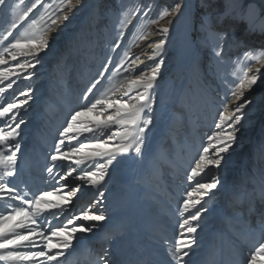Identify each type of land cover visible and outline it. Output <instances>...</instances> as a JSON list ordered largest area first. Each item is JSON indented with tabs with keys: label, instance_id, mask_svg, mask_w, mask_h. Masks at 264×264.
Returning a JSON list of instances; mask_svg holds the SVG:
<instances>
[{
	"label": "bare ground",
	"instance_id": "obj_1",
	"mask_svg": "<svg viewBox=\"0 0 264 264\" xmlns=\"http://www.w3.org/2000/svg\"><path fill=\"white\" fill-rule=\"evenodd\" d=\"M33 2L35 0H8L7 5L0 8V22L4 16L14 14L13 4L22 12ZM137 2L145 8L151 5V18L154 19L163 9L170 10L181 0H82L59 31L49 33L50 47L41 56L34 77L21 79L12 89L0 93V105H4L15 102L27 88L34 89L32 100L19 115L26 123L17 141L22 145L17 174L11 178V184L22 194L31 198L41 191L52 193L46 199H58L63 195L56 192L60 185L53 184L46 171L48 158L70 114L88 107L103 87L104 91L110 89L102 81L89 100L84 101L83 93L98 76V64L107 63L109 55L119 62L122 57L118 56L126 49L143 57L151 47L138 40L143 27L142 21L135 19L127 30L124 46L117 53L111 52L123 18L122 10ZM61 3L62 0H42L29 20L34 18L41 27L50 24L51 19L65 14L59 11ZM183 4L164 53L166 62L156 88L154 120L147 132L143 157H121L110 169L101 189L105 199L99 205L108 216L107 222L97 225L93 233L80 235L60 264H98V256L105 249H111L113 259L122 264L117 256L129 252L138 255L141 251L138 242L146 249L141 253L149 258L150 264L170 262L169 252L180 238L179 224L186 218L179 206L186 192L195 186L194 182L187 181V174L195 167L204 147H210L209 155L214 151L207 136L217 131L219 112L233 99L229 89L235 87L232 83L234 65L255 67L254 60L245 65V52L264 44V0H183ZM202 21L217 32L227 33L221 57L213 51L220 45L194 42L193 38L200 34ZM24 23L7 41L4 39L6 32L0 29V52L12 39L19 37ZM160 23L165 24L167 20ZM242 37L244 46L239 43ZM202 51L205 56L200 55ZM18 62L24 63L23 60ZM150 66L145 64L141 70ZM169 79L171 84L166 85ZM216 80L221 84H214ZM6 84L0 87L6 88ZM226 94L228 99L222 100ZM250 98L255 102L243 112L235 145L225 154L222 166L218 171L207 170L198 178L199 182H207L215 175L220 184L206 198L204 207L208 210L199 221L197 244L188 257V264H247L264 243V79L251 91L246 90L236 104ZM227 110L234 111V106L229 104ZM4 126L0 123V127ZM180 129L184 134L181 138ZM59 171L63 175L68 168L64 166ZM166 176H170L169 182ZM68 183L75 187L77 182L73 179ZM85 188L92 193L88 191L81 200L78 192L61 220H45L44 223H58L63 227L68 219L79 214L80 203H86L83 211L88 210L92 201L98 199V192L89 186ZM15 203L0 200V212ZM89 243L98 250L88 251L85 247ZM257 256L256 264H264L259 254ZM136 262L148 264L144 260Z\"/></svg>",
	"mask_w": 264,
	"mask_h": 264
},
{
	"label": "snow or ice",
	"instance_id": "obj_2",
	"mask_svg": "<svg viewBox=\"0 0 264 264\" xmlns=\"http://www.w3.org/2000/svg\"><path fill=\"white\" fill-rule=\"evenodd\" d=\"M7 3L8 0H0V8ZM41 3L42 0H35L30 7H26L18 15L7 29L5 41L14 36L22 22H26ZM81 3L82 0H74V2L62 0L59 11L65 13L64 15H58L56 19H51L50 24H44L43 27L39 26L36 20H32L30 35L12 39V42L3 48L0 52V84L4 82L7 84L6 88L0 87V93L12 89L21 79L28 80L34 77L41 56L50 47L49 33L59 31L63 23L69 20L70 13L77 10ZM183 7L181 0L171 10L163 9L154 19L151 18V5L145 8L137 2L122 10L123 18L120 19L118 36L112 44L111 52L117 53L124 46L127 30L135 19L142 21L143 27L138 40L151 44V47L143 57L134 55L130 49H126L119 62L109 55L108 62L102 64V70L83 93L84 101L89 100L94 89L101 85L110 71L117 72L121 78L110 89L95 98L88 107L72 112L66 126L58 132V139L54 142V150L46 166L52 183L60 185L56 192L63 193L58 199H46L52 195L47 191H41L38 195L33 194L29 198L11 184V178L17 174L18 154L22 148L17 141L20 137V129L25 123L24 120L19 119V115L32 100L34 89L29 87L20 93L15 102L0 105V123L5 124L4 127H0V167H2L0 200L16 202L0 212V262L60 264L74 248L75 241L80 235L92 233L97 225L107 222L108 216L102 208H99L105 199V193L101 189L110 169L121 157L130 155L143 157L147 132L150 131V125L154 120L152 113L157 103L156 88L166 62L164 53L171 37L172 27ZM165 19L167 23L161 24L160 21ZM57 20L60 21L59 24ZM199 32V36L193 38L194 42L202 45H220L221 47H214L213 51L217 57H221L222 45L227 33L217 32L205 21L201 22ZM239 43L244 46L243 37ZM20 60L24 63L18 62ZM253 60L256 63L255 67L249 68L238 63L234 65L236 70L232 72L234 77L232 83L235 87L229 89L233 99L228 100L225 110L219 112V120L215 125L217 131L207 136V141L214 151L209 155L210 147H204L196 160L195 167L187 174V181L190 184L194 182L195 186L186 192L179 206L182 215H186V218H182L179 224L180 238L177 239L174 250L169 252V264L173 261L175 264H188V257L197 244L199 221L208 210L204 207L206 198L213 190L218 189L220 184L219 178L215 175L207 182H199L198 178L206 174L207 170L218 171L225 154L235 145L243 112L255 102V99H245L238 105L236 101L245 96L246 90L251 91L264 79V71H262L264 44L249 48L245 52V65ZM12 62L16 63L8 67ZM145 64H150V68L141 70ZM137 72L139 74H136ZM221 99L227 100V94ZM229 104L234 106V111L227 110ZM64 166H67L68 171L61 175L59 169ZM73 179L77 182L75 187L68 183ZM84 186L95 188L98 192V199L92 201L88 210L73 215L63 227L58 223H44L45 220H61L68 213L73 198ZM257 254L259 259L264 260V243L260 244L247 264H256ZM98 264H117L111 249L103 250V254L98 256Z\"/></svg>",
	"mask_w": 264,
	"mask_h": 264
},
{
	"label": "rangeland",
	"instance_id": "obj_3",
	"mask_svg": "<svg viewBox=\"0 0 264 264\" xmlns=\"http://www.w3.org/2000/svg\"><path fill=\"white\" fill-rule=\"evenodd\" d=\"M13 8H15L14 9V14L13 15H9V16H4V18H2V21L0 22V29H3V31H4V33L6 32L5 30L7 29V27H8V25H9V21H11V19H13V20H15L17 17H18V15L21 13L20 11H17V10H19L18 9V7L15 5V4H13ZM170 10H171V7H170ZM12 16V17H11ZM32 20H34V18L33 19H31V20H29V19H26V22L24 23V28L21 30V32H19V34H18V38H21V37H23L24 35H30L31 34V32H32V29H31V27H30V25L32 24ZM15 38H17V36L15 37ZM110 46V45H109ZM106 47V49L108 50V48H110V47ZM205 51H202V52H200V55L201 56H205V54H203ZM122 55H123V53H121L118 57H122ZM105 58V57H104ZM199 60L200 61H198V63L200 64V62L202 63V60L199 58ZM103 63H105L104 61L103 62H101L100 64H98V67H97V72H99V71H101L102 70V64ZM200 66V65H199ZM204 66V65H203ZM114 68V67H113ZM99 74V73H98ZM109 77H111V78H109ZM208 76L207 75H205V78H207ZM119 78H120V76H119V74L117 73V72H115V71H110L107 75H106V77H105V79L103 80V82L106 84V87L108 88H111L112 86H113V84L117 81V80H119ZM169 82L166 84V85H168V84H171L170 82H171V79H169L168 80ZM214 84H216V85H220L221 83H220V81H218V80H216V81H214L213 82ZM21 88H22V86H21ZM104 90H105V88L103 87L102 88V91L104 92ZM102 91H100L98 94L99 95H101L103 92ZM262 101H264V99H262ZM243 103V102H242ZM84 106V105H83ZM200 113H204V111H201ZM20 119H22V120H24L23 118H20ZM25 121V123H26V119L24 120ZM213 127H214V124H213ZM179 137L181 138L182 136H184V134H183V130L182 129H180V132H179ZM202 136H203V134H202ZM166 180H167V182H169V180H170V176H166ZM88 191L90 192V194L92 193L91 191H90V189H86L85 188V186L82 188V190L80 191V198H81V200H84V198H85V195L86 194H88ZM86 203H80V205H79V209L77 210V212H79V211H83V210H85L86 209V205H85ZM93 233V232H92ZM138 244H139V246H140V249H141V251H140V253L138 254V255H134V254H132L131 252H129V253H123L121 256H117V259L118 258H121V260H122V262L124 263V264H139V263H137L136 261H138V260H144V261H147V263L148 264H150V262H149V258H146L145 257V255L143 254V253H141V252H143L142 250H146L143 246H141V244H140V242H138ZM103 244H101L100 246H102ZM81 247H82V245H81ZM88 251H92V252H95L96 250H98L96 247H93L92 246V244H90L89 243V245L87 246V247H85ZM101 248V247H100ZM139 248V247H138ZM119 260V259H118ZM120 261V260H119ZM122 263V264H123Z\"/></svg>",
	"mask_w": 264,
	"mask_h": 264
}]
</instances>
